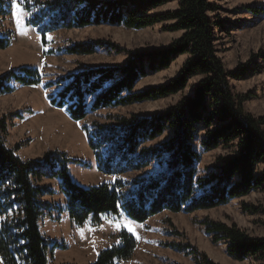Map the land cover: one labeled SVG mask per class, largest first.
Instances as JSON below:
<instances>
[{
    "label": "trees",
    "instance_id": "16d2710c",
    "mask_svg": "<svg viewBox=\"0 0 264 264\" xmlns=\"http://www.w3.org/2000/svg\"><path fill=\"white\" fill-rule=\"evenodd\" d=\"M169 3L176 9L157 11ZM35 14L29 19L41 38L59 29L79 30L100 25L140 30L165 24L164 31L180 33L167 46L144 53H131L115 44L95 41L65 48L72 56H90L102 48L125 52L122 66H97L42 83L38 70L22 67L0 75V95L14 86L42 85L48 91L50 106L62 109L74 122L102 109L125 108L182 94L190 80L197 79L190 95L182 96L165 112L145 118L111 116V124L92 123L82 127L97 170L108 176H122L147 168L167 156L163 172L134 179L132 191L126 182L81 187L71 178L64 153H47L43 160H23L5 142L6 127L0 119V262L1 264H49L54 248L40 230L43 214L56 208L43 200L52 195L41 185L43 178L57 179L65 197L64 210L76 227L86 222L101 224V216L119 212L135 223H144L163 212L193 213L224 206L251 191L264 189V115L254 117L243 109L245 96L233 94L230 79L240 80L252 71L239 66L228 72L216 54L214 19L218 6L211 0H48L32 3ZM30 12V7H25ZM9 5L0 0V17ZM11 36L0 35V50L11 45ZM186 55L177 75L167 83L135 91L137 82L149 73L166 70L178 57ZM254 58V57H253ZM206 130L201 141L204 151L220 146L230 150L221 157L215 172L199 176V154L191 141L196 127ZM166 129L173 136L160 146L144 145L160 137ZM119 205V207H118ZM249 213L264 214V209L244 207ZM204 231L213 243L224 242L228 256L236 261L253 258L264 264V237H253L236 225L205 222ZM122 241L101 250L89 264H121L130 260L137 247L126 231L116 236ZM171 247H177L170 245ZM184 250V249H182ZM203 264H213L202 255ZM72 264V263H62Z\"/></svg>",
    "mask_w": 264,
    "mask_h": 264
},
{
    "label": "rangeland",
    "instance_id": "374dc122",
    "mask_svg": "<svg viewBox=\"0 0 264 264\" xmlns=\"http://www.w3.org/2000/svg\"><path fill=\"white\" fill-rule=\"evenodd\" d=\"M3 1L9 5V13L0 17V35H10L12 42L7 49L0 50V75L29 67L38 70L42 83H46L88 68L122 66L128 58L125 52L106 47L90 56H72L65 53L68 46L101 41L138 54L165 47L180 36V33L164 31L165 24L140 30L100 25L79 30L59 29L47 33L43 40L29 24V19L36 12V8H32L34 0H16L15 7L13 0ZM211 1L218 6L214 19L221 26L214 32V44L224 69L233 72L239 66L246 65L252 71L240 80L230 79L231 90L236 96L246 97L243 102L246 113L254 117L263 116L264 0ZM27 6L30 7V12L25 9ZM176 7V3H169L157 11L174 10ZM18 28L26 34H19ZM186 58V55L178 56L168 69L149 73L137 82L135 91L167 83L177 75ZM196 81L197 79L190 80L182 94L125 108L102 109L79 122L70 120L64 110L50 106L46 99L49 92L42 85H15L12 93L0 95V119L3 118L6 127L5 142L10 149L19 147L15 154L23 160L41 161L45 154L55 152L64 153L66 158L76 160L77 162H68L67 169L73 181L81 187L113 183L115 179H119L126 182L124 190L129 192L133 190L132 180L163 172L167 156L153 161L145 169L122 176L102 174L96 168L82 127H89L94 122L111 124L113 121L108 119L111 116H132L138 119L163 113L182 96L190 95ZM205 132L201 126L196 127L191 141L193 149L199 154L196 167L198 175L202 177L215 172L219 166L218 159L230 153L229 149L222 146L204 151L201 141L205 138ZM172 136L173 131L166 129L160 137L144 146H160ZM263 171L264 165L259 164L256 176L259 177ZM40 184L52 189L53 194L44 196L43 200L56 207L43 214L39 222L44 238L50 242V248H54L49 264H89L101 250L117 245L116 236L121 231L131 234L137 243L132 258L121 264H203L202 255L213 264H260L253 258L244 261L232 259L226 252L224 242L211 241V236L204 231L203 223L234 224L250 236L264 237V214L260 211H244V207L264 209V189L251 191L244 197L214 209L193 213L163 212L141 224L131 221L128 226L133 228V235L126 227L116 230L114 223L125 225L130 221L121 212L104 216L105 219L101 220L99 226L89 222L82 227L74 226L64 210L65 197L59 190V181L43 178ZM2 220L0 217V222Z\"/></svg>",
    "mask_w": 264,
    "mask_h": 264
},
{
    "label": "snow or ice",
    "instance_id": "6c2138e0",
    "mask_svg": "<svg viewBox=\"0 0 264 264\" xmlns=\"http://www.w3.org/2000/svg\"><path fill=\"white\" fill-rule=\"evenodd\" d=\"M13 6L15 7L16 6V0H13ZM15 15V14H14ZM31 21H29V23H30ZM17 23L19 24V18H17ZM25 27H27V24L25 25ZM18 32H19V34H26V33H24V32H22V31H20V29L18 28ZM48 39H51V37H48ZM46 50V49H45ZM118 207H119V205H118ZM101 219H105V217L102 215L101 216ZM87 223V222H86ZM129 224H131V221H129L128 222V224H125V225H119L118 223H114V226H115V228H116V230L117 231H119V230H121L122 228H127V230L129 231V232H131L133 235H135V232L133 231V228L132 227H129L128 225ZM137 239H139V237H137ZM122 241H117V243L119 244V243H121ZM95 250V249H94ZM97 255H99V253H97Z\"/></svg>",
    "mask_w": 264,
    "mask_h": 264
},
{
    "label": "crops",
    "instance_id": "0c3cea01",
    "mask_svg": "<svg viewBox=\"0 0 264 264\" xmlns=\"http://www.w3.org/2000/svg\"><path fill=\"white\" fill-rule=\"evenodd\" d=\"M53 180H56V179H53Z\"/></svg>",
    "mask_w": 264,
    "mask_h": 264
}]
</instances>
